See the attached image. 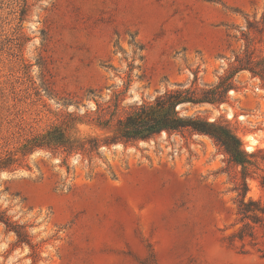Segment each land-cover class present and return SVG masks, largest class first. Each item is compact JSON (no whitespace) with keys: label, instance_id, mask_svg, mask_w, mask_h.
Wrapping results in <instances>:
<instances>
[{"label":"rangeland","instance_id":"obj_1","mask_svg":"<svg viewBox=\"0 0 264 264\" xmlns=\"http://www.w3.org/2000/svg\"><path fill=\"white\" fill-rule=\"evenodd\" d=\"M263 17L264 0H0V154L71 113L115 122L166 91L228 82L223 103L180 111L258 154L247 199L264 198V80L235 71L264 58ZM1 177L0 212L29 244L0 224V264H264V243L228 239L240 168L205 135L37 150Z\"/></svg>","mask_w":264,"mask_h":264},{"label":"trees","instance_id":"obj_2","mask_svg":"<svg viewBox=\"0 0 264 264\" xmlns=\"http://www.w3.org/2000/svg\"><path fill=\"white\" fill-rule=\"evenodd\" d=\"M246 65L248 66L240 65L235 71L249 70L264 80V58L260 61L249 58ZM229 87L230 84L225 82L221 87L202 90L201 96L191 90L166 91L153 102H143L134 107L124 118H119L115 122L113 118L109 119L105 115H98L86 122L76 113L68 114L60 125H53L41 133L31 134L20 142L15 150L0 154V173L22 167L26 158L37 150H62L68 155L82 153L90 156L98 153L102 147L113 144L147 142L162 133L173 134L189 130L213 139L229 156L230 163L240 168L241 182L237 188L239 228L228 239L256 247L264 243V198L247 199L249 192L247 180L253 174L251 168H259L256 159L258 154H248L242 139L227 125L209 122L208 119L197 115H183L180 111L186 105L199 106L205 103L219 105L224 102ZM80 124L94 126L107 134L102 137H80L76 135L78 132L76 127ZM259 182L264 188V176L259 178ZM0 224L13 231L20 243L29 244L23 227L11 222L5 212H0Z\"/></svg>","mask_w":264,"mask_h":264},{"label":"bare ground","instance_id":"obj_3","mask_svg":"<svg viewBox=\"0 0 264 264\" xmlns=\"http://www.w3.org/2000/svg\"><path fill=\"white\" fill-rule=\"evenodd\" d=\"M256 142L257 141L254 138H250V144L247 146L248 151H252L254 149V147H253L254 145L253 144H255ZM119 145H117V147H119Z\"/></svg>","mask_w":264,"mask_h":264},{"label":"water","instance_id":"obj_4","mask_svg":"<svg viewBox=\"0 0 264 264\" xmlns=\"http://www.w3.org/2000/svg\"><path fill=\"white\" fill-rule=\"evenodd\" d=\"M117 145H119V144H117ZM37 156V154L35 155V157ZM1 181H2V177L0 178V185H1Z\"/></svg>","mask_w":264,"mask_h":264}]
</instances>
